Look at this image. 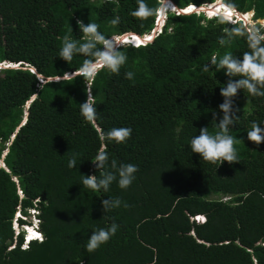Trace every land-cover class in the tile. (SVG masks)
Wrapping results in <instances>:
<instances>
[{
	"label": "trees",
	"instance_id": "trees-1",
	"mask_svg": "<svg viewBox=\"0 0 264 264\" xmlns=\"http://www.w3.org/2000/svg\"><path fill=\"white\" fill-rule=\"evenodd\" d=\"M172 1L182 9L215 0ZM222 1L264 19V0ZM145 3L158 9L162 0ZM137 5L0 0V62H20L0 67V264H264V141L247 139L253 122L264 127V97L239 90L233 98L239 111L229 134L239 162L210 163L189 147L201 127L218 131L212 113L220 114V87L229 77L223 69H201L214 54L249 50L241 37L219 44L225 29L238 24L204 12L167 11L152 41L119 45L127 61L118 75L104 69L92 82L97 121L80 114L84 78L66 74L75 75L85 57L60 58L62 38L82 42L76 19L96 23L108 38L148 33L157 12L137 18ZM128 71L132 79L125 78ZM113 127L130 128V138L102 142L101 130ZM98 150L110 161L138 166L130 187L113 182L107 192H94L83 186V174H100L91 162ZM73 153L77 166L69 168ZM116 197L129 207L104 213L101 201ZM33 207L43 239L24 248L13 220L16 211L27 216ZM197 214L205 221L191 219ZM112 222L119 225L116 234L87 252L91 231Z\"/></svg>",
	"mask_w": 264,
	"mask_h": 264
},
{
	"label": "clouds",
	"instance_id": "clouds-1",
	"mask_svg": "<svg viewBox=\"0 0 264 264\" xmlns=\"http://www.w3.org/2000/svg\"><path fill=\"white\" fill-rule=\"evenodd\" d=\"M167 1H170L171 3L173 2L172 0H162L160 7L156 9L149 7L148 4L145 3V0H138V5L132 12L133 16L140 19H146L157 12L155 27L150 32L142 35H151L154 29L157 28L156 36L157 33L161 31L165 22L166 12L175 11V8H178L175 4L176 7L173 6L171 8L166 3ZM215 2H217V0ZM221 3L222 5H226L222 0ZM162 5H164L165 8H167L166 5H168L170 8L167 11H164L163 14L160 12L163 10ZM191 6L199 7L194 4H190L186 7L189 8ZM227 7L231 8L229 5ZM193 11L195 10L187 11L186 9V12L181 13H190ZM175 12L179 13L178 11ZM204 13L207 15L206 12ZM253 14L254 12L249 16L250 20L253 19ZM217 15L221 24L230 21L234 25H239L233 26L230 29H225L224 34L218 38L219 44L225 46L229 44L233 38L241 37L245 39L249 50L243 52L239 56L233 55L232 52H226L222 57L214 54L211 56L210 60L202 66L201 70L203 72H207L213 67L220 70L223 69L229 79L222 87H220V95L223 97V102L218 105L220 114L215 111L212 113V119L216 121L218 131L211 134L207 126L201 127L199 129V135H193L191 137L189 147L191 152L198 153L204 161L210 163H216L218 161L219 164L226 161L229 164H232L234 162H239L234 148L235 138L229 134L231 126L235 123V118L237 117L236 113L239 111V109L234 108L233 98L238 94L239 90H246L253 97H264V30H262L264 29V26L260 27L258 24L257 27L255 24L245 23L243 20V22L234 20L231 16H228L223 12L211 15L210 17ZM235 15H237L236 12ZM161 17H163L162 23L158 27L157 23ZM75 23L79 31L82 33V42L72 39L69 35H65L62 38V45L59 49L58 56L68 63L72 61L74 55H82L85 57L79 70L75 72V75H72L71 73L66 75L69 79H75L77 76L84 78L87 98L84 102L79 103V111L81 116L87 122L95 123L98 116L96 101L91 91L92 82H94L98 73L104 69H107L112 74H119L121 66L127 61V56L120 50L119 45L131 44L137 46L140 44H146L147 42H121V35L132 33L133 36V34L136 35L137 33L125 32L120 35L115 34L112 35L114 36L113 38H115L113 39L112 37H106L100 32L98 30L99 26L94 22L89 21L85 24L82 20L76 19ZM112 23L115 24L116 20H113ZM138 35L140 34H137V36ZM113 40H115L116 43H114ZM0 64L5 67L16 64L17 66L20 65L19 63L7 61L0 62ZM133 76L134 73L131 71L125 73V78L127 79H132ZM33 98L34 95L32 96V99ZM131 131L132 130L127 127H113L106 131L101 130L99 138L104 143H124L130 138ZM247 139L255 144H260L264 141V127H261L257 122H253L251 129L247 131ZM78 155V153H73L70 156L68 160L69 168H75L77 166ZM0 160L3 162L2 159ZM91 162L100 174L99 176L83 174L81 182L84 187L91 189L94 192L101 190L107 192L113 182H116L120 189L126 190L134 181L135 173L139 170L137 165L131 163H118L115 159L110 161L106 150H98ZM223 199H228V196H224ZM101 204L104 213L121 206L125 208L129 207V205L126 202H123L119 197L104 199L101 201ZM39 215L40 212L35 207L29 209L27 216L23 215L20 210L15 213L12 227L15 231V236L21 231L23 232L22 247L24 248H26L28 243L32 240L41 241L43 239ZM197 215L203 216L204 219L198 222L196 220V215L191 217V219L197 223L205 221V216L203 214ZM28 216H30V219H27ZM19 218H22L24 222H19ZM118 228L119 225L112 222L107 227H98L94 229L91 231V235L87 238L85 250L89 253L95 252L101 245L107 243L110 238L116 234ZM30 231L38 235L32 236L28 239Z\"/></svg>",
	"mask_w": 264,
	"mask_h": 264
},
{
	"label": "water",
	"instance_id": "water-1",
	"mask_svg": "<svg viewBox=\"0 0 264 264\" xmlns=\"http://www.w3.org/2000/svg\"><path fill=\"white\" fill-rule=\"evenodd\" d=\"M218 1V0H217ZM221 1V0H220ZM215 3V2H214ZM214 3H212V4H214ZM227 5V4H226ZM175 6V5H174ZM228 6V5H227ZM168 7V6H167ZM176 7V6H175ZM210 7H211V4H209V3H207V4H203V5H201V6H199V7H195L194 6V10H195V8H196V10L197 11H199V12H205V11H208V9H210ZM230 7V6H229ZM192 8V7H191ZM231 9H233V12L235 13H237V16L241 19V20H243V21H245V20H247V18L246 17H244V13L245 12H239V11H237L234 7H231ZM190 10V8H187V11H189ZM175 11H178V12H186L185 11V9H178V8H175ZM248 12H254L253 10H249ZM246 14V13H245ZM235 15V14H234ZM258 20H263V19H260V18H258ZM156 30H157V28H155L154 29V31L152 32V34L151 35H138V37H140L141 38V43H146V42H148V41H150V40H152V38H153V36H155V34H156ZM126 35H129V36H132V33H127V34H123V35H121L120 36V38L122 39L121 40V42H123L124 40H125V36ZM134 35V34H133ZM136 36H137V34H136ZM149 37H151V39H149ZM13 66H17V64L16 65H13ZM56 79H58L57 77H55ZM41 81V80H40ZM26 120V118H24V120L21 122V124L24 122ZM18 129V128H17ZM1 161V160H0ZM2 165H4V163L1 161V163H0V166H2Z\"/></svg>",
	"mask_w": 264,
	"mask_h": 264
},
{
	"label": "bare ground",
	"instance_id": "bare-ground-1",
	"mask_svg": "<svg viewBox=\"0 0 264 264\" xmlns=\"http://www.w3.org/2000/svg\"><path fill=\"white\" fill-rule=\"evenodd\" d=\"M217 3H221V1L220 0H218L217 2H215L214 4H211V7H210V9L211 10H209L208 12L209 13H211V14H217V13H221V12H223V13H225L226 15H232L233 14V9H231V8H228L226 5H223V8H224V10H221L220 9V5H216ZM168 5L170 6V4L168 3ZM163 6L164 5H162V9H163ZM172 6H174V3L172 2ZM171 7V6H170ZM168 9H170V8H167V10ZM185 9V11H186V9H187V7L186 8H184ZM231 11V12H230ZM161 12V14H163V10L162 11H160ZM217 12V13H216ZM252 14V12H247L246 14L244 13L243 15H244V17H247V18H249L248 16H250ZM162 19H163V17H161V19L160 20H158V23H157V26L159 27L160 25H161V23H162ZM113 39H115V38H113ZM125 42H133V43H138V42H141V38L140 37H138V36H136V35H133V36H126V38H125V40H124ZM114 43H116V42H114ZM4 65H6V64H4ZM0 67H5V66H2V65H0ZM33 233L34 232H32V231H30V236L28 237V239H30L32 236H33Z\"/></svg>",
	"mask_w": 264,
	"mask_h": 264
},
{
	"label": "rangeland",
	"instance_id": "rangeland-1",
	"mask_svg": "<svg viewBox=\"0 0 264 264\" xmlns=\"http://www.w3.org/2000/svg\"><path fill=\"white\" fill-rule=\"evenodd\" d=\"M216 1V0H215ZM214 1V2H215ZM167 4L169 3L170 4V6H171V8L173 7L172 6V3L170 2V1H167L166 2ZM216 5H220V9L221 10H224V8H223V5H222V3H217ZM168 5H166V7H167ZM167 8H169V7H167ZM167 8H165V6H163V13H164V11H167ZM209 10H211V9H209ZM208 10V11H209ZM208 11H205L206 13H207V15H208V17H210L211 15H215V13L214 14H211V13H209ZM231 12V11H230ZM167 13V12H166ZM217 13V12H216ZM235 13L233 12V14L232 15H230L234 20H238V19H240L237 15H234ZM229 16V15H228ZM249 17V16H248ZM247 18V17H246ZM250 18V17H249ZM247 19V20H245L244 22L245 23H250V24H255L257 27H258V24H259V26L261 27V26H264V21L263 20H257V19H252V20H250V19ZM114 36H112V38H113ZM113 42H115V40H113ZM20 63V62H19ZM21 194V193H20ZM27 219H30V216H28L27 217Z\"/></svg>",
	"mask_w": 264,
	"mask_h": 264
},
{
	"label": "built area",
	"instance_id": "built-area-1",
	"mask_svg": "<svg viewBox=\"0 0 264 264\" xmlns=\"http://www.w3.org/2000/svg\"><path fill=\"white\" fill-rule=\"evenodd\" d=\"M192 7V8H191ZM191 7H189L190 8V10H194V6H191ZM196 7V6H195ZM195 11L196 12H199V11H197L196 10V8H195ZM1 65V64H0ZM204 219V217L203 216H200V215H196V220L199 222L200 220H203Z\"/></svg>",
	"mask_w": 264,
	"mask_h": 264
},
{
	"label": "snow or ice",
	"instance_id": "snow-or-ice-1",
	"mask_svg": "<svg viewBox=\"0 0 264 264\" xmlns=\"http://www.w3.org/2000/svg\"><path fill=\"white\" fill-rule=\"evenodd\" d=\"M149 39H151V37H149ZM38 234H36V233H33V236H37Z\"/></svg>",
	"mask_w": 264,
	"mask_h": 264
}]
</instances>
